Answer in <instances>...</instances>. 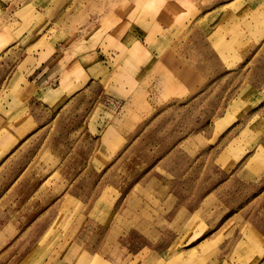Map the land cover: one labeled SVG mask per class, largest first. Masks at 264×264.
<instances>
[{
  "label": "rangeland",
  "instance_id": "374dc122",
  "mask_svg": "<svg viewBox=\"0 0 264 264\" xmlns=\"http://www.w3.org/2000/svg\"><path fill=\"white\" fill-rule=\"evenodd\" d=\"M40 1L0 0V264H262L264 0Z\"/></svg>",
  "mask_w": 264,
  "mask_h": 264
},
{
  "label": "crops",
  "instance_id": "0c3cea01",
  "mask_svg": "<svg viewBox=\"0 0 264 264\" xmlns=\"http://www.w3.org/2000/svg\"><path fill=\"white\" fill-rule=\"evenodd\" d=\"M91 1V3H128V4H131V0H90ZM137 1V0H136ZM37 2L38 3H41V1L40 0H37ZM61 2V0H57V1H53V2H51V3H60ZM26 3H29V2H26ZM31 3V2H30ZM42 3H45V2H42ZM79 3H81V2H79ZM97 4V6L95 7V10L96 11H98V9H99V7H100V4L98 5ZM130 7V6H129ZM81 9H82V7H81ZM111 21V20H110ZM112 22V21H111ZM95 31H96V29H95ZM87 58V57H86ZM160 66H162V65H159L158 67H160ZM157 67V66H156ZM159 78H161V75H160V77ZM92 81L93 80H88V82L87 83H92ZM172 87V86H171ZM3 114V113H2ZM110 134L111 135H113V137L114 138H116L117 136H118V134H119V130L116 128V129H113V130H110ZM107 138H109V137H107ZM104 139H106L105 137H104ZM106 144H107V139L106 140H104V141H102L101 143H99V145H98V148L95 150V152L98 154H100V153H102L103 152V150L105 149V146H106ZM46 161H48V162H50L51 161V170L53 171L54 170V174H56V177H62V172H61V170H60V167H61V165L63 164V162L64 161H66V159H59L57 156H54L50 151L46 154V159H45ZM57 163V164H56ZM55 164L57 165L56 167H55ZM59 171V172H58ZM28 178L30 179V180H27V184L29 185V188H30V193L32 194L33 192H34V190H35V185L36 184H34V179H32V177H29L28 176ZM26 181V180H25ZM32 181V182H31ZM34 185V186H33ZM43 189H47V187H45V188H43ZM102 190V189H101ZM96 192H98L99 194H97L98 196H100V195H102L101 193H102V191H96ZM101 200H99L98 201V203L100 202ZM96 205V209H98L99 207H98V204H95ZM178 209H179V207H178ZM178 209L176 210V211H178ZM106 210V209H105ZM112 210H114V209H110L109 211H112ZM94 223H95V221L94 222H92V226L94 225ZM99 224V223H98ZM104 225L103 226H107V227H109V226H115V224H108V225H106L105 223H103ZM101 225V224H100ZM5 231V230H4ZM4 233V232H3ZM2 242H4V241H2ZM212 242H214V241H212ZM220 254H223V253H218L216 256H218V255H220ZM263 264V263H262Z\"/></svg>",
  "mask_w": 264,
  "mask_h": 264
},
{
  "label": "bare ground",
  "instance_id": "6f19581e",
  "mask_svg": "<svg viewBox=\"0 0 264 264\" xmlns=\"http://www.w3.org/2000/svg\"><path fill=\"white\" fill-rule=\"evenodd\" d=\"M181 259H182V257L176 258L175 261L179 262ZM179 263H181V262H179ZM263 264H264V260H263Z\"/></svg>",
  "mask_w": 264,
  "mask_h": 264
}]
</instances>
